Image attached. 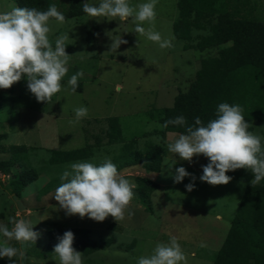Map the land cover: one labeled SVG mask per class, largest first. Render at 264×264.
<instances>
[{
    "label": "rangeland",
    "instance_id": "1",
    "mask_svg": "<svg viewBox=\"0 0 264 264\" xmlns=\"http://www.w3.org/2000/svg\"><path fill=\"white\" fill-rule=\"evenodd\" d=\"M81 1L82 4L99 2ZM176 1L158 0L155 7L154 30L163 39H170L173 45L165 49L136 34L131 17L124 21L119 18L109 20L90 18L83 12L66 18L63 24L50 19L49 40L53 47L58 36L69 35L65 50L70 58L67 74L61 80V90L51 101L38 102L27 89L26 76L10 88L0 89L13 96L14 103L13 108L8 105L0 108V223H8L9 217L26 219L39 233L36 242L27 246L24 264H58L53 260L51 246L54 240L47 236L48 230L58 227L85 228L88 236L99 244V248L90 254H82V264H137L139 257L151 255L157 243H168L171 236L177 237L181 248L195 254L202 253V249L211 252L214 250L211 243H218L212 236L219 235L218 228L223 231L227 228L225 224L221 227L220 222L227 224L232 219L243 183L231 179L227 184L212 186L202 182L199 177L206 157L194 156L189 163L168 152L167 143L179 134L164 132L161 135V128L157 127L160 124L156 116L163 108L171 106L176 93L187 89L200 58L216 53L215 47L201 51L183 48L184 43L196 42L199 36L209 33L208 22H213V17L202 22L204 28L192 27L189 41L173 37L171 24L177 17ZM144 2L147 0H129L132 5ZM246 2L252 17L264 20V0ZM12 5L17 6L13 0H0V12L10 10ZM143 26L147 29L149 23L144 22ZM109 35L121 36L127 43L121 44L117 51H110L112 40ZM77 72H83V75L78 78L79 86L73 93L68 80ZM80 106L88 109V115L76 123L73 109ZM108 116L118 118L123 140L131 141L134 149L142 148L147 142L161 147L159 170L156 173L145 171L139 163L118 170L135 184L129 205L133 215L129 216L126 210L123 220L117 222L108 216L97 222L87 216L81 219L78 214L67 216L53 197L62 183L60 174L73 162L100 164L105 157L111 159L119 151L122 142H105ZM249 132L264 141V122L252 121ZM85 143L93 146L88 158L48 163L49 149H75ZM12 144L27 148L10 153L6 147ZM174 160L176 164L170 170ZM181 166L196 179L193 181L192 177L186 176L182 182L175 183L170 171ZM19 175L31 181L15 197L11 186ZM136 177L149 178L157 184L148 195L149 207L138 196ZM50 180H53L50 190L42 194L40 189ZM190 182L195 185L192 191L185 187ZM4 240L0 234V242ZM201 243L205 247H201ZM9 244L21 248L15 240ZM0 264H9L8 258H0Z\"/></svg>",
    "mask_w": 264,
    "mask_h": 264
},
{
    "label": "clouds",
    "instance_id": "2",
    "mask_svg": "<svg viewBox=\"0 0 264 264\" xmlns=\"http://www.w3.org/2000/svg\"><path fill=\"white\" fill-rule=\"evenodd\" d=\"M157 3L158 0H147L132 5L129 0H99L98 4L84 3L83 11L90 18H119L124 21L131 17L136 34L157 43L161 49L171 48V40L163 39L154 30ZM50 19L60 24L66 22L55 4L44 11L12 5L10 10L0 12V89H8L26 76L27 89L38 102L51 101L52 96L61 90V80L67 74L66 65L70 58L65 50L69 35L58 36L53 47L49 40ZM144 22L149 23L147 29L143 26ZM110 37V51H117L121 44L127 43L121 36ZM82 75L83 72H77L68 80L73 93ZM73 111L76 123L88 115V109L84 106L76 107ZM242 113L240 105L223 102L217 106L215 119L206 124L196 117L194 123L188 125L184 116H177L157 127L172 124L186 128L185 133L167 143L166 149L189 163L194 156L206 157L208 163L201 165L203 171L199 177L202 182L212 186L227 184L232 179L226 174L228 171L250 169L253 178L249 183L254 187L264 180V149L261 138L248 131L249 124ZM175 164L176 160L172 161L169 169ZM170 174L175 183L182 182L186 176L192 177L193 181L196 179L183 166L170 171ZM59 179L62 183L53 197L67 216L78 214L81 219L87 216L97 222L111 216L119 222L125 218L126 210L129 216L133 215L129 205L135 184L121 175L108 157L100 164L73 162L60 174ZM185 187L192 191L195 185L190 182ZM0 234L5 238L0 242V258H8L9 264H24L27 246L35 243L39 236L29 221L16 217H9L8 223H0ZM13 240L19 242L21 248L10 246L9 242ZM58 241L53 249V260L58 264H82V253L73 247L74 233L71 230L65 231ZM200 246L205 245L201 243ZM181 262L187 264V259L175 236H171L168 243H157L151 255L141 256L137 260V264Z\"/></svg>",
    "mask_w": 264,
    "mask_h": 264
},
{
    "label": "trees",
    "instance_id": "3",
    "mask_svg": "<svg viewBox=\"0 0 264 264\" xmlns=\"http://www.w3.org/2000/svg\"><path fill=\"white\" fill-rule=\"evenodd\" d=\"M13 1L19 7H34L41 11L55 4L65 18L84 12L81 0L54 3L50 0ZM176 9L177 17L171 24L175 39L189 41L192 27L204 28L202 22L214 18L213 22H208V34L199 36L196 42L184 43L183 48L201 51L215 47L216 53L200 58L199 67L187 89L176 93L171 106L163 108L156 116L159 124L163 125L177 116H184L188 125L193 124L196 117L206 124L215 119L217 106L223 102L242 107V114L249 124L248 131L252 121L264 122V20L252 17L246 0H177ZM6 105L14 107L13 96L0 92V108ZM185 131V127L172 124L159 130L161 135ZM104 135L107 144L122 142L118 153L111 158L118 170L139 163L145 171L158 172L161 160L158 144L147 142L142 148L134 149L131 141L123 140L116 116L106 117ZM261 146L264 149L262 140ZM6 148L10 153H17L27 147L12 144ZM92 149L88 143L75 149H49L47 161L58 164L85 159L92 155ZM207 163L206 158L204 165ZM226 174L243 183V190L226 235L212 256V264H264V183L253 187L249 183L253 178L250 169H237ZM135 180L139 184L140 200L147 202L149 207L148 195L157 184L145 177H136ZM30 181L17 176L11 186L13 196L17 197L21 188ZM52 183L53 180L48 181L40 192L49 191ZM67 230L74 233L73 247L82 254H90L99 248L85 228L58 227L47 231L48 238L54 240L52 249L59 242L58 237Z\"/></svg>",
    "mask_w": 264,
    "mask_h": 264
},
{
    "label": "crops",
    "instance_id": "4",
    "mask_svg": "<svg viewBox=\"0 0 264 264\" xmlns=\"http://www.w3.org/2000/svg\"><path fill=\"white\" fill-rule=\"evenodd\" d=\"M217 215L218 214H216V216ZM217 218H220V215ZM220 223H221V225L220 224L219 225L221 227L225 224L227 228L224 231H223V229H219L218 228L219 235L212 236V238H214L215 242L218 239V243H216V244L215 243H211V245L214 247V250L213 251L206 252V251H204L202 249V253L195 254V252L188 251L187 249H183L182 248L183 252L186 255V259H187L188 262H190V264H212V260H211L212 259V256H214L215 252L219 249V247H220V245H221V243H222V241H223V239H224V237L226 235V232H227V230L229 228V225H230V219H229V223H227V224L225 222L224 223L220 222ZM220 226H218V227H220ZM208 238H211V237L209 236ZM201 239H203V237Z\"/></svg>",
    "mask_w": 264,
    "mask_h": 264
}]
</instances>
